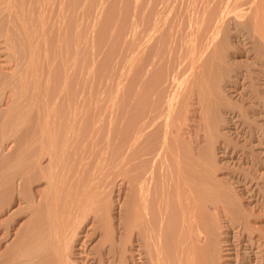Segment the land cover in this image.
Masks as SVG:
<instances>
[{
  "label": "rangeland",
  "instance_id": "obj_1",
  "mask_svg": "<svg viewBox=\"0 0 264 264\" xmlns=\"http://www.w3.org/2000/svg\"><path fill=\"white\" fill-rule=\"evenodd\" d=\"M0 6V264L37 251L35 264H108L106 247L139 225L142 191L156 194L192 154L223 182L209 195L222 187L249 219L207 214V231H194L208 239L203 257L264 264V0ZM244 187L257 192L232 191ZM170 230L164 264L175 261Z\"/></svg>",
  "mask_w": 264,
  "mask_h": 264
},
{
  "label": "bare ground",
  "instance_id": "obj_2",
  "mask_svg": "<svg viewBox=\"0 0 264 264\" xmlns=\"http://www.w3.org/2000/svg\"><path fill=\"white\" fill-rule=\"evenodd\" d=\"M12 1V0H11ZM16 1V0H15ZM36 1V0H35ZM43 1V0H42ZM45 1V0H44ZM7 2V1H5ZM10 2V1H9ZM2 3V1H1ZM42 3V2H41ZM46 3V2H45ZM61 3V2H60ZM8 4V3H7ZM13 4V2H12ZM32 4V3H31ZM44 4V2H43ZM62 4V3H61ZM5 5V4H3ZM2 5V6H3ZM34 5V4H33ZM39 5V4H38ZM6 6V5H5ZM10 6V5H9ZM14 6V5H12ZM16 6V5H15ZM14 6V7H15ZM22 6V5H21ZM29 6V5H27ZM32 6V5H31ZM1 7V6H0ZM4 7V6H3ZM2 7V8H3ZM39 7V6H38ZM41 7V6H40ZM30 8V7H29ZM6 9V8H5ZM32 9V7H31ZM40 9V8H39ZM42 9V8H41ZM8 10V9H7ZM14 10V9H13ZM30 10V9H29ZM34 10V8H33ZM12 11V10H11ZM18 11V10H17ZM40 12V11H39ZM14 13V12H13ZM30 13V12H29ZM34 13V12H32ZM43 13V12H42ZM47 14V13H46ZM49 14V13H48ZM18 15V14H16ZM34 15V14H33ZM43 15V14H42ZM13 16V15H12ZM19 16V15H18ZM39 16V15H38ZM46 16V15H45ZM15 17V16H14ZM13 17V18H14ZM29 17V16H28ZM34 18V17H33ZM38 18V17H37ZM42 18V17H41ZM29 19H31L29 17ZM40 19V18H39ZM60 19V18H59ZM37 21V20H36ZM31 22V21H30ZM34 22V21H33ZM59 22V21H58ZM58 22H56L58 24ZM33 25V24H32ZM55 25V23H54ZM35 29V27H34ZM33 29V30H34ZM263 29V28H262ZM261 29V30H262ZM259 30V29H258ZM264 30V29H263ZM29 31V29H28ZM31 31V30H30ZM27 33V32H26ZM17 34V33H16ZM263 34V33H261ZM260 34V35H261ZM19 36V35H18ZM264 36V35H263ZM14 38V37H13ZM264 38V37H263ZM262 39V38H261ZM14 42V41H13ZM31 42V41H30ZM29 44V43H28ZM12 46V45H11ZM21 46V45H20ZM18 54V52H17ZM19 57V56H18ZM24 60V59H23ZM263 71V70H262ZM264 72V71H263ZM260 79L264 80V73L263 76L259 75L257 76ZM259 79V80H260ZM261 80V81H262ZM264 83V81H263ZM19 88V87H18ZM36 92V91H35ZM33 97V95H32ZM38 97V96H37ZM33 100V99H31ZM261 107L264 109V104H261ZM15 108V107H14ZM13 108V109H14ZM29 108H27L28 111ZM76 110V109H75ZM25 111V110H24ZM23 112V111H21ZM72 113V112H71ZM76 113V112H75ZM14 115V114H13ZM18 115V113L16 114ZM75 116V115H74ZM23 118V117H22ZM17 119V118H16ZM76 119V118H75ZM20 121V119H18ZM16 122V121H15ZM20 123V122H19ZM18 125V123H17ZM11 130V129H10ZM18 131V130H17ZM258 131V130H257ZM262 131V130H261ZM259 132V131H258ZM18 133V132H17ZM16 133V134H17ZM15 132L12 134L15 137ZM255 134V133H254ZM253 134V135H254ZM259 134H263V132H259ZM258 135V134H257ZM19 138V137H18ZM16 142V138H14ZM67 140V139H66ZM66 143V142H65ZM64 143V144H65ZM20 144V143H19ZM49 144V143H48ZM56 144V143H55ZM63 144V143H62ZM18 146V145H17ZM44 146V145H43ZM49 146V145H48ZM51 146V145H50ZM72 146V145H71ZM68 147V146H67ZM18 148V147H17ZM24 148V146H23ZM51 148V147H50ZM49 148V149H50ZM54 148H56L54 146ZM65 148V147H64ZM63 148V149H64ZM20 147L18 148V150ZM80 149V148H79ZM54 150V149H53ZM58 150V149H57ZM50 151V150H49ZM15 154L18 152L17 150L13 151ZM47 152V151H46ZM53 151H51L52 153ZM63 152V150H62ZM43 153V152H42ZM45 153V152H44ZM57 153V152H56ZM65 153V152H64ZM21 155V151H20ZM50 155V153H49ZM52 155V154H51ZM60 155V154H59ZM57 155V156H59ZM182 155V154H181ZM189 156V155H188ZM53 157V156H49ZM202 158V157H201ZM199 158L197 155L192 154L189 159H184L180 155L177 157V169L175 173H171L169 179H167V183L165 181V185L162 188H159L160 190H157L155 192L156 194H150V192L146 189L142 191L141 194V202L140 205L136 208H132L131 217L132 219L136 218L137 214H140L141 217L139 219V225H133L130 228V235L128 236V240L126 243L120 245L116 244H110L108 247H106V256L107 258H111L110 262L108 264H164V255H163V240L166 236L163 234V230L166 231L167 227L168 230L171 229L172 225H174L173 230L171 229V233H174L171 235V239H173V243L175 244V261L174 264H208L210 263V259L207 260L209 255L207 257L205 256V251H209L208 245L206 246V243H202L203 245H199L198 241L204 240L203 237L195 236L194 231L195 230H201L206 232V224H205V216L208 214H213L215 216L219 217H226L229 224L235 223L236 220H239L242 225H245V221L249 220L246 217V214L242 215V210L239 205V200L237 197L233 195L227 194L225 190H221L222 187H218L220 189H216L217 193L214 196H210L209 192H213V184L217 185L222 182L220 178H217L215 173L212 175L209 173L208 170V163L205 164L206 161ZM53 159V158H52ZM203 160V162L201 160ZM133 160V159H132ZM131 160V161H132ZM136 161V160H135ZM52 162V161H51ZM59 162V161H58ZM141 162V161H140ZM147 162V161H146ZM187 162V163H186ZM135 163V162H134ZM133 163V164H134ZM176 163V162H175ZM51 164V163H50ZM58 164V163H57ZM63 164V163H62ZM187 164L191 166V168H186ZM52 165V164H51ZM131 165V163H130ZM172 165V164H171ZM186 165V166H185ZM57 166V165H56ZM61 166V165H60ZM163 166V165H162ZM167 166V165H166ZM63 168V167H62ZM168 168V167H167ZM171 169V168H170ZM173 169V168H172ZM163 171V170H162ZM162 173V172H161ZM149 174V173H148ZM135 175V174H134ZM146 176V175H145ZM151 177V176H150ZM136 178V177H135ZM252 178L249 180L252 182ZM135 182V181H134ZM144 182V180H143ZM148 182V181H147ZM223 183V182H222ZM142 184V183H140ZM259 184V183H258ZM152 185V183H151ZM222 186V184H221ZM134 187V186H133ZM259 187V186H258ZM150 188V187H149ZM155 188V187H154ZM134 189V188H133ZM231 189V188H230ZM56 190V189H55ZM150 190V189H149ZM241 190V191H240ZM133 191V190H132ZM234 192L245 193L246 196H252L255 195L256 192L251 187H244L242 189L232 190ZM131 192V191H130ZM233 193V192H231ZM230 193V194H231ZM211 194V193H210ZM46 193L43 194V197L41 200H39L40 204H43L42 202L46 203ZM49 195V194H48ZM47 195V197H48ZM54 195V194H53ZM131 195V194H130ZM175 195V196H174ZM242 195V194H240ZM244 195V194H243ZM257 195L264 198V191L259 187V191ZM56 196V195H55ZM175 197L173 202H176L177 211H175L176 214H178V217H173L171 211L169 210V202L170 200H173L172 197ZM245 196V197H246ZM49 198V197H48ZM241 198V197H240ZM239 198V199H240ZM45 199V200H44ZM140 199V198H139ZM44 200V201H43ZM241 200H244L242 197ZM38 202V203H39ZM48 202V201H47ZM30 203V202H29ZM37 203V204H38ZM39 204V205H40ZM173 204V203H172ZM203 204V205H201ZM244 204V203H243ZM33 205V204H32ZM42 206V205H41ZM40 206V207H41ZM175 207V205H173ZM242 206V205H241ZM30 207V206H29ZM245 209V208H243ZM260 209V208H259ZM246 210V209H245ZM236 211V212H235ZM173 212V211H172ZM248 212V211H247ZM246 212V213H247ZM35 213V212H34ZM40 213V212H39ZM174 213V212H173ZM174 213V214H175ZM250 213V212H248ZM169 214H172L169 218ZM241 214V215H240ZM37 215V214H36ZM260 216L264 217V209H261ZM48 216V215H47ZM177 216V215H174ZM207 216V217H208ZM250 216V215H249ZM53 217V216H52ZM251 217V216H250ZM249 217V218H250ZM261 217V218H262ZM54 218V217H53ZM177 218V222L176 219ZM215 218V217H214ZM225 218V219H226ZM44 219V218H43ZM138 219V218H137ZM171 219L175 221L170 223L169 220ZM169 221L171 227L165 226V223ZM45 221V220H44ZM43 221V222H44ZM50 221V220H49ZM210 221V220H209ZM172 222V221H171ZM264 222V221H263ZM36 223V222H35ZM49 223V222H48ZM51 223V222H50ZM168 223V224H169ZM250 223V221H249ZM240 224V225H241ZM33 225V224H32ZM248 225V224H247ZM246 225V226H247ZM42 226V224H41ZM52 226V225H51ZM129 226V225H128ZM31 227V225H30ZM37 227V226H36ZM47 227V226H46ZM54 227V225H53ZM165 227V229H164ZM245 227V226H244ZM256 227V226H255ZM79 228V227H78ZM246 228V227H245ZM247 229V228H246ZM47 230V229H46ZM55 230V229H54ZM167 230V231H168ZM206 230V231H205ZM31 231V229H30ZM167 231L165 232L167 234ZM199 231V232H201ZM40 232V231H39ZM169 232V231H168ZM37 233V232H36ZM49 233V232H48ZM22 234V233H21ZM168 234V235H169ZM126 235V234H125ZM207 235V234H206ZM204 235V236H206ZM264 238V230L263 233L260 234ZM259 235V236H260ZM23 237V236H22ZM39 237V236H38ZM168 237V236H167ZM260 237V238H262ZM48 238V237H47ZM46 238V239H47ZM169 238V237H168ZM38 239V238H36ZM41 239V238H40ZM167 239V238H166ZM170 239V238H169ZM207 239V238H206ZM112 240V239H111ZM110 240V241H111ZM23 241V239H22ZM33 241V239H32ZM43 241V240H42ZM108 241V240H107ZM205 241V240H204ZM208 241V239L206 240ZM20 242V241H19ZM39 242V241H38ZM103 242V241H102ZM167 242V241H166ZM42 243V242H41ZM45 243V241H44ZM73 243V242H72ZM212 243V242H211ZM54 244V243H53ZM64 244V243H63ZM209 244V242H207ZM36 245V244H35ZM59 245V244H58ZM167 246V245H166ZM40 246H37L39 248ZM212 247V246H211ZM22 248V247H21ZM46 248V247H45ZM57 248V247H56ZM207 248V249H205ZM210 248V247H209ZM31 249V248H30ZM29 249V250H30ZM214 249V248H213ZM15 250V249H14ZM41 250V249H40ZM205 250V251H204ZM34 252V251H33ZM42 252V251H41ZM40 251L32 253L33 256L28 259L29 264H35L39 260L36 259L37 257H40L41 254ZM219 252V251H218ZM207 253V252H206ZM214 253V252H213ZM15 254V253H14ZM24 254V252H23ZM45 254V253H44ZM171 254V253H170ZM205 254V255H204ZM210 254V253H209ZM168 255V254H167ZM21 256V255H20ZM27 256V255H26ZM99 256V262L105 261V256L97 255ZM174 256V255H173ZM25 257V256H24ZM56 257V256H55ZM88 257V256H87ZM105 257V258H104ZM171 257V256H170ZM204 259H203V258ZM42 258V257H41ZM95 257H90L84 262V264H94L95 261H90L94 259ZM15 259V258H14ZM27 259V258H26ZM40 259V258H39ZM95 260H97L95 258ZM171 260V259H170ZM214 260V258L212 259ZM172 261V260H171ZM14 262V261H13ZM73 262L70 261V264ZM168 263V262H167ZM38 264V263H37ZM57 264V262H56ZM74 264V263H73ZM76 264V263H75ZM82 264V263H81ZM166 264V263H165ZM169 264V263H168ZM213 264V263H212Z\"/></svg>",
  "mask_w": 264,
  "mask_h": 264
}]
</instances>
